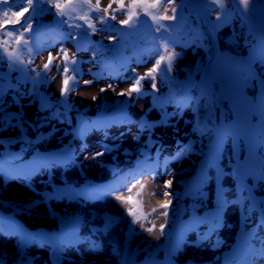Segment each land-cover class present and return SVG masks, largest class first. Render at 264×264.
Segmentation results:
<instances>
[{"label":"rangeland","instance_id":"1","mask_svg":"<svg viewBox=\"0 0 264 264\" xmlns=\"http://www.w3.org/2000/svg\"><path fill=\"white\" fill-rule=\"evenodd\" d=\"M110 2L111 0H101V7H106ZM93 3H95V0H93ZM113 7L115 8L116 5H113ZM227 7L235 13L234 31L242 34L241 36H235L238 42L233 43V46H231L225 39L230 36L232 29L229 24L231 14L227 12L224 14L227 23L218 37L211 38L208 41V51L196 50L194 48L180 51L183 58L182 60H177L174 64L175 71L183 74V66L190 68L193 64L199 62L205 64L212 59L216 47L221 48L223 59H220L215 67L217 77H220L219 82L223 86H228V88H243L246 94L248 93L247 98L236 96L234 102L240 110H243L247 127L258 129L257 115L253 113L252 102L249 100L251 96L255 101L258 85L256 88H247L245 82L242 80L245 72H240L241 70L233 71L232 69L234 68L233 64L236 66L241 64V68H243V62H236L235 57L228 59L231 55L228 51L239 56L240 52L238 50L242 51L243 49L244 55L246 45L243 47L241 39L243 38V34L252 31L250 27L251 23L238 4L234 6L228 0ZM249 11L258 27L264 28L260 22L258 12L253 7H250ZM261 12L264 14V6L261 7ZM116 15L118 19L115 20L114 25L112 24V26L104 29L105 33L97 32V34H94V42L111 45V41L119 36L117 35V31L120 28L118 26L119 20L126 16H123L122 13H116ZM36 50L40 49L37 48ZM66 50L71 54L76 51V49L71 50L70 47H66ZM56 54L59 55V52L54 47H50L40 57L34 58V54L31 60H35V69L37 71L42 69L49 55L56 57ZM81 56L85 59L86 51H83ZM126 56L133 61V65L122 69L120 71L121 74L127 73L130 69L137 70V72L143 74L151 68V61L138 64L141 62V59L136 58V55L130 50H127ZM88 68V65L83 62L81 73L75 77L80 81L79 87L72 93L70 101L66 104L71 110L73 108L70 111L71 116H73V111L76 109H80L81 115H85L88 118H90L89 115H93L89 123V133L84 139H81L82 142L80 144L75 141L78 139L75 133L76 118L73 119L71 117L69 120L72 121L68 123L66 121L65 123L67 124L51 123L50 113L48 114L45 111L46 107L42 106V102L34 101L31 97L28 98L21 95L22 93L29 94L31 92L28 87L25 90L23 85H21V91L8 92L9 95H6L4 99L0 98V107H4L6 111V113L0 111V138L15 137L19 141V144L15 142L14 146L26 149L27 151L46 148L65 149L70 146L77 148L76 162L69 166L50 165L34 178L22 179L15 177L9 182L0 180V214H15L23 219L33 230H38L42 226L56 227L60 221L76 213H80L84 218L79 245L75 248H64L58 253H51L49 249L38 244L36 239L30 248H26L23 245L24 237L10 231L3 225L0 219V258L5 260V264H10L11 262L52 264L55 256L62 258L65 264H123L129 255H134L137 259H147L155 262L160 260V255L157 251H153V247L164 243V235L159 239L155 237L158 235L160 222L167 218L160 217L156 220L157 229L154 230L153 234H150L140 224L131 223L132 217L126 214L124 207L113 196L107 197L100 202L85 203L79 199L69 198L47 200L43 194V192L51 190L53 182L81 184L97 181L100 184L116 183L119 191L123 192L125 187H131L136 182V178L139 177L145 184V187L141 191L140 184L136 183V187L132 188L131 195L137 200H142L143 210L149 212L151 210L149 202L152 207L157 208H159L158 202L160 200H171L172 204L175 205L181 180L183 177L193 173L199 156L203 151L205 137L194 135L190 122L186 120L189 117L187 114H185L184 118L176 119L174 121L175 125L170 131L165 126H159L156 127L153 133H148L140 128L132 129L128 124H123L120 128H100L96 130L102 123V119L99 117L101 115V106L104 103H121L127 100L129 105H131L132 116L138 117L143 113H147L149 102L147 96H143L140 100L136 94H133L130 98L117 95V92L127 90L130 87L131 78L120 77L117 81L112 79L108 82L98 81L99 83L94 87L88 85L86 88L85 85L87 84L84 81L91 80L93 82V80H96L89 78L91 74ZM260 68L262 69V66ZM50 72V76L48 74V77L44 78L41 86L42 90L46 94H49L52 100L60 99L64 77L60 73L59 75L56 73L55 66H53ZM222 77L224 81L221 79ZM201 81L206 83V79L204 78H201ZM143 83L145 88L149 87L148 81ZM109 84L116 91L108 88ZM101 88H106L107 90L102 93L100 92ZM223 90L226 89L223 88ZM94 96L96 99L92 98ZM11 112H17L20 116L16 118L10 117ZM219 115L220 110L212 124H216ZM149 117L151 120H158L160 116L155 109H152L149 112ZM141 120L143 122L144 118ZM50 128L55 130V134L46 138L45 134L49 132L47 130ZM23 131L28 134V138L23 139ZM165 132H168L172 136V138L165 141L166 145L176 148V150L172 153H169L171 152L169 151V154L163 160L157 161L153 157L149 159L150 164H148L147 159L144 163L139 162L142 155L146 156L148 152L156 149V145L152 143V138L160 137ZM246 134L247 132L244 131L245 139ZM37 135H43L44 139L39 144L40 146L35 147L32 146L34 144L33 138ZM10 148L0 144V153L7 149L10 150ZM102 150L104 151L103 155L95 156L96 153ZM163 151L164 149L159 147L156 154L159 156ZM144 165L149 166L145 168ZM154 165H158L157 170L153 168ZM170 178H173L172 186L166 189L164 188V184ZM153 189L157 193L155 196L152 195ZM161 190L171 192L173 195L162 196L160 195ZM138 191H140V196L135 195ZM235 196V200L240 204L243 200L245 201L243 196ZM191 198L192 196L188 200L189 205L192 204ZM195 198L201 199L197 194L193 197L194 200ZM105 213H114L117 219L114 221L105 220L103 219V214ZM228 213L230 214L225 230L219 233V235L216 232L214 237L201 247H194L192 245L191 240L195 237L193 236L184 244L179 258L182 261H188L190 264H218L221 251L228 242L227 237L232 236L239 229L240 210L236 207L233 210H228ZM152 215L155 216L156 213ZM149 218L151 219V217ZM141 222L145 224V227L150 226L146 221ZM243 226H245V223L242 222V230ZM221 234L223 238H221ZM215 244L219 245L217 249L214 247ZM250 264H264V245H259V252L254 258H251Z\"/></svg>","mask_w":264,"mask_h":264},{"label":"snow or ice","instance_id":"2","mask_svg":"<svg viewBox=\"0 0 264 264\" xmlns=\"http://www.w3.org/2000/svg\"><path fill=\"white\" fill-rule=\"evenodd\" d=\"M41 3L42 0H0V58L11 61L13 65L24 64L22 53L31 50L29 47V39L33 31V14L37 11L38 5H41ZM48 3L56 10L55 14L57 18H64L61 22L66 23L73 19L83 20L87 27L92 30L89 35L97 30L96 24L93 23V19L104 24L107 20H117L118 17L116 13H122L123 16H126V18H121L119 22L128 28L135 27L136 24L139 23L140 16H144L151 18V21L155 25V32H167L174 26V22L177 20V9L181 7V5L177 3V0H127V3L126 0H111L106 7H101V0H95V3H93V0H48ZM211 3L223 9L226 0H211ZM235 3L242 5V11L247 13L249 8L253 6L254 0H235ZM113 5H116V7L114 8ZM4 6H7V8ZM137 9L139 11H137ZM92 12L102 13V15L93 18L90 15ZM134 17L136 18L135 20L133 19ZM217 19L219 20L220 17L218 16ZM162 20L172 21L173 24L161 23ZM17 25H19V27H17ZM74 27L81 28L83 25L77 24L74 25ZM26 33L29 35L26 36ZM70 38L78 42L82 39L78 33L71 34ZM161 39L164 38L161 37ZM13 44L17 47L13 48ZM177 55L178 54L169 43L165 42L153 66L143 74H136L134 72L130 87H128L127 90L117 92V95L129 98L133 94L140 96L145 91L143 86V82L145 81L150 83L153 92H158V79L167 76V74L171 72L173 62ZM78 63L79 61L75 58V53L70 56L67 50L60 49L58 57L49 55L47 62L43 64V71L45 73L51 71L52 66H55L56 71L64 77L61 88L62 96L69 95L72 88H75L80 83V81L75 78V74L78 72L75 66L78 65ZM70 82L72 85L71 88L69 86ZM84 83L90 84L91 81H84ZM108 88L112 91H116L111 84L108 85ZM106 90V88H101L100 92L103 93ZM92 98L96 99L95 96ZM103 154L104 151L102 150L96 153L95 156ZM136 183L140 184V190L142 191L145 184L137 177L136 182L133 183L131 187H125L123 192L114 190L111 194L113 198L124 207L126 214L132 217V224H140L145 231L153 234L154 230L157 229L155 221L160 217L167 218L169 216L172 201L160 200L158 202L159 208L152 207L149 202L151 210L145 212L143 210L142 200H137L131 195L132 188L136 187ZM171 186L172 180H168L164 184V188L166 189L171 188ZM156 194V190L153 189L152 195L155 196ZM135 195L140 196V191ZM160 195L172 196L173 193L161 190ZM153 213H156V215L153 216ZM149 217H151V219ZM141 221H146L150 226L145 227V224ZM167 224L168 219H163L160 222L158 235L155 237L156 239L165 235Z\"/></svg>","mask_w":264,"mask_h":264},{"label":"trees","instance_id":"3","mask_svg":"<svg viewBox=\"0 0 264 264\" xmlns=\"http://www.w3.org/2000/svg\"><path fill=\"white\" fill-rule=\"evenodd\" d=\"M254 1H255L254 2L255 6H258L261 10V7L264 6V0H254ZM189 9L191 11V14L194 15L195 10L192 5L189 6ZM39 10L54 11V8H52L51 5L48 3V4H42L39 7ZM98 15H102V13H97V16ZM76 22H77L76 24L83 25V27L81 28L75 27L72 31V34L73 33H78V34L84 33L86 31L84 24L78 23V21ZM198 25H201V21L199 19L188 17L187 26H186V29H189L188 34H190L191 37L193 38L194 44L199 46L198 48L202 49L203 51H206L205 41H207V34ZM132 41L135 42L134 39ZM142 44L146 46L151 45L149 31L144 32L142 36ZM174 46H179V45L175 44L173 45L172 48H174ZM89 53L92 56L88 60L90 64H96L97 66L104 67L103 62L107 58V55H108V50L106 48L104 47L100 48L98 45H92L89 49ZM145 55L148 57L151 56L150 58H153V62L158 58V55H155L153 51H147ZM58 73L59 72H57V74ZM158 81L162 82V84L166 86V90H168V92H170L173 88L180 89L179 87H182L184 85L183 80L180 79L178 76H174V77L172 76L170 79H168L165 76L161 79H158ZM38 96H39L38 87L35 84V91H34L33 99L34 100L38 99ZM217 104L222 105V101L218 97L216 98V101L210 100L208 98L202 99L199 102L194 100L189 105V108L187 110L188 111L187 115L189 116L187 117V120L190 122L191 126L195 127L196 125H200L202 127L205 123H207L212 117V115L216 112ZM50 109L52 110V116L55 119H59L62 121L64 120V113L63 112L60 113V106H59L58 101H56V103H54ZM158 109H159L160 114L164 116L171 117L175 114L174 110H171L166 106L163 108H158ZM145 125H146V128L149 129L148 125L147 124ZM202 133H204L203 128L201 130V134Z\"/></svg>","mask_w":264,"mask_h":264},{"label":"water","instance_id":"4","mask_svg":"<svg viewBox=\"0 0 264 264\" xmlns=\"http://www.w3.org/2000/svg\"><path fill=\"white\" fill-rule=\"evenodd\" d=\"M112 107H115V111H111V108ZM118 111H119L118 105L117 104L112 105L110 103L106 104L103 107V109H102V112L105 113V114H113V113H116L117 114Z\"/></svg>","mask_w":264,"mask_h":264},{"label":"bare ground","instance_id":"5","mask_svg":"<svg viewBox=\"0 0 264 264\" xmlns=\"http://www.w3.org/2000/svg\"><path fill=\"white\" fill-rule=\"evenodd\" d=\"M184 178V177H183ZM170 180H172L173 181V178H170Z\"/></svg>","mask_w":264,"mask_h":264}]
</instances>
